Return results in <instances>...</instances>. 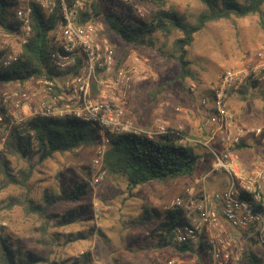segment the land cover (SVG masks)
<instances>
[{
	"label": "rangeland",
	"instance_id": "1",
	"mask_svg": "<svg viewBox=\"0 0 264 264\" xmlns=\"http://www.w3.org/2000/svg\"><path fill=\"white\" fill-rule=\"evenodd\" d=\"M121 1L135 5L137 16L146 21L155 11L152 4H144L140 0ZM166 8H174L192 24L205 10L197 0H169ZM105 31L104 26L102 36L111 43L120 63L127 61L131 52L143 61L138 81L147 83L150 90L144 93L138 91L142 108L135 111L142 123L148 120L149 111L157 109L159 113L143 127L153 126L158 118L169 126H175L180 123V115H190L192 106L204 122L208 117V111L201 107L202 98L207 96L204 91L217 87L225 71L254 63L257 55L264 53V6L261 14L212 22L197 34L188 49L191 78L184 81L179 80L180 65L172 58L175 55L173 40L179 34H174L168 41L156 34L153 36L154 47H137L126 44L113 33L103 35ZM13 46L17 48L19 44L14 42ZM148 72L156 80L149 77ZM158 86L160 90L157 93ZM191 87L197 89L195 96L190 92ZM247 87L249 89L245 90ZM17 88L15 85L0 84V101ZM243 90L245 95L251 92L249 85ZM255 93L260 98L264 97V87H259ZM127 115L135 121L132 115ZM30 118V111L26 110L25 119ZM5 130L6 123L0 124V155L8 161L9 174L22 179V173H26L28 167L7 152L6 144L10 136L1 147ZM203 138L201 134L192 137L205 143ZM190 146L200 156L192 176L164 184L154 182L138 186L131 194L125 179L108 175L94 190L90 189L85 199L77 203L59 202L46 210L43 217L29 211V201H33V207H44L43 199L47 194L60 195L64 187L69 191L77 182L88 180L93 174L97 146L79 149L75 153L56 154L35 169L26 187L8 183L0 157V236H7L24 250L42 255L46 259L42 264H161L172 258L171 253L177 256V251L173 245L157 247L160 238L146 207L150 205L153 210L164 212L172 199L192 184L193 177L202 179L208 176L213 163L209 150L202 144ZM206 182L208 189L213 182L218 184L219 189L222 188L220 182L227 185L228 179L222 171H218L212 173ZM73 208L81 209L79 222L68 226L60 224L61 217ZM134 215L141 219L148 217L147 225L133 226L130 221L136 219ZM227 229L234 244V254L241 256L239 264L248 262L245 257L248 252H253L264 264V247L258 244L254 231H238L229 226ZM177 258H181L184 264H200L195 254Z\"/></svg>",
	"mask_w": 264,
	"mask_h": 264
},
{
	"label": "built area",
	"instance_id": "2",
	"mask_svg": "<svg viewBox=\"0 0 264 264\" xmlns=\"http://www.w3.org/2000/svg\"><path fill=\"white\" fill-rule=\"evenodd\" d=\"M48 15L59 11L61 17L53 31L55 50L51 60L60 73L78 69L73 77L62 76L54 80L40 78L25 84H14L18 88L5 95L0 107V124L6 123L5 145L12 129L22 126L30 117L47 119L74 118L90 124L100 131L101 141L92 164V176L87 180L90 189H95L108 176L104 166V155L111 135L133 134L155 140L161 136L178 138L182 146L200 145L207 148L212 157L211 173L222 171L228 179L227 185L210 192L205 182L207 177L197 180L194 187H186L173 199L166 211L181 210L184 223L174 231L178 245L188 244L202 247L206 264H239L241 256L234 254V244L228 236L227 227L238 231H254L258 244L264 247V161L247 173L243 170L239 146L250 137L264 143V126L246 128L238 124L229 106V97L249 83H264V53L257 61L239 69L223 73L217 87L201 100L208 110L203 127L207 132L206 142L186 135L183 125L169 126L158 118L151 127L138 125L125 111V104L134 92L133 81L141 76L142 59L132 54L133 64L119 66L111 43L104 39L102 23L81 24L80 12L84 3L77 0L69 6L67 0H35ZM31 6L22 2L17 9L21 22L19 33L10 34L0 30V52L8 66L18 60L22 47L32 37ZM17 42L19 47H14ZM195 94L196 89L190 88ZM200 187V188H199ZM202 245V246H201ZM161 264H184L181 258H171Z\"/></svg>",
	"mask_w": 264,
	"mask_h": 264
},
{
	"label": "trees",
	"instance_id": "3",
	"mask_svg": "<svg viewBox=\"0 0 264 264\" xmlns=\"http://www.w3.org/2000/svg\"><path fill=\"white\" fill-rule=\"evenodd\" d=\"M76 1L67 0V3L72 6ZM81 1L84 3L79 18L81 24L102 23L106 29L103 35L113 33L130 46L154 47L153 36L156 34H160L167 41L174 34H179L173 40L175 55H172V58L180 65L179 80L182 81L191 78L188 49L193 45L196 35L209 23L261 14L264 6V0H197L204 5L205 10L196 23L192 24L174 8H166L169 0H140L155 7L148 21L137 16L135 5L126 4L121 0ZM21 4L20 0H0V30L10 34L19 33L21 22L17 9ZM30 6L32 37L28 44L22 47L18 60L8 66L3 64L4 53L0 52V84H25L40 78L54 80L64 75L73 77L78 72L76 69L60 73L54 68L51 60L52 52L56 48L52 34L61 19L59 11L48 15L34 1H30ZM117 63L120 64L119 59ZM248 85L254 89L259 86L258 83ZM3 112L5 109L0 107V114ZM92 127L74 118L57 120L38 116L12 129L6 150L23 161L28 171L22 173V179L13 177L9 174L8 161L0 155L8 183L26 187L35 169L54 158L56 154L75 153L79 149L98 146L101 137L98 130ZM246 146L241 144L238 148L240 150ZM199 159L200 156L190 144L182 146L178 143V138L173 136L150 140L142 135L122 134L109 137L104 166L108 175L125 179L132 194L138 186L154 182L164 184L192 176ZM62 190L60 195L47 194L43 199L44 207H33V201L30 200L29 211L43 217L44 212L55 204L77 203L90 193L87 180L77 182L69 191L65 187ZM80 210L73 208L67 211L61 217L60 224L68 226L79 222ZM146 212L153 217L155 232L160 238L158 248L173 245L178 256L195 254L200 264H206V258L201 253L202 247L178 245L174 241V231L184 223L181 210L160 212L146 207ZM134 218L136 219L130 221L133 226L147 225L148 217ZM245 257L248 262L242 261L241 264H262L253 252L246 253ZM45 261L42 255L24 250L7 236H0V264H42Z\"/></svg>",
	"mask_w": 264,
	"mask_h": 264
},
{
	"label": "crops",
	"instance_id": "4",
	"mask_svg": "<svg viewBox=\"0 0 264 264\" xmlns=\"http://www.w3.org/2000/svg\"><path fill=\"white\" fill-rule=\"evenodd\" d=\"M132 54H134V53H132V52L129 53L127 61L120 63L119 66H123V65L125 67L131 66L133 64V61L131 59ZM116 57H117V55H116ZM142 67H143V65H141V69H142ZM147 75L151 78L153 77V74L151 72H148ZM153 79L156 80L155 77H153ZM138 80H139L138 77H136L133 81L134 92L131 95L130 99L125 104V109H126L127 114L132 115V117L135 119V121L138 124L139 123L142 124L140 126H143L149 121V119L151 117H156L157 115L159 116V113H158L157 109H155L154 111L152 110L153 112L149 111L148 112V120L145 121L144 123L139 121L140 117L136 113L137 111H135V110L136 109L139 110V108L141 110L142 106L140 103L141 99H139L137 97V93H138V91H140L141 93H144L146 91H149L150 89H149V86H147L148 85L147 83H143L141 80L139 82ZM154 84H155V82H154ZM160 86H158V88H157V93L160 90ZM259 87H264V83L259 84V86L255 89L250 87L251 92H249L247 95H245L244 92H245V90H248L249 87H247L242 92L232 93L229 97L230 109L235 114L238 124L243 126V127L254 128V127L264 126V97L260 98L255 93V90L258 89ZM196 91H197V89H196ZM211 91H212L211 89L205 90L204 95L209 96ZM193 95L195 96V94H193ZM194 96H193V98H194ZM202 121H203V118L199 117V114L197 113V111L192 106V108L190 110V115H188V116L180 115V123H178L175 126L183 125L185 127L186 133L188 135H190L189 137H191V136L196 137V136H200V134H201V136L202 135L204 136L203 139H207L208 135H207L206 130L203 127ZM245 145H247L245 148H242L239 150V157H240V161H241V165H242L243 170L246 171L247 173H249L253 169H255L257 167V165H259L262 161H264V143L260 140H256L255 138L250 137L247 140V143ZM210 175H212L211 169L208 173L207 180H208ZM202 179L193 177L192 178V184L190 186H187V187H194L195 192H197L199 189L195 185V183L197 180H202ZM219 185L222 188L218 189L217 188L218 184L216 182H213L210 189H208L207 182H205V186L210 192L221 190L226 186L222 182H220ZM183 191H182V193H183ZM149 208H151L150 205H149ZM134 217H136V216L134 215ZM171 254H173L172 258H174V256H175L174 253H171ZM171 254H170V256H171ZM175 257H178V255ZM191 262L193 263V261H191Z\"/></svg>",
	"mask_w": 264,
	"mask_h": 264
}]
</instances>
